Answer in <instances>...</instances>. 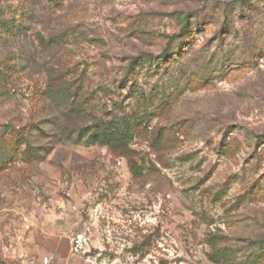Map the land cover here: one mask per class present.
Returning a JSON list of instances; mask_svg holds the SVG:
<instances>
[{"label": "rangeland", "instance_id": "obj_1", "mask_svg": "<svg viewBox=\"0 0 264 264\" xmlns=\"http://www.w3.org/2000/svg\"><path fill=\"white\" fill-rule=\"evenodd\" d=\"M0 264H264V0H0Z\"/></svg>", "mask_w": 264, "mask_h": 264}, {"label": "built area", "instance_id": "obj_2", "mask_svg": "<svg viewBox=\"0 0 264 264\" xmlns=\"http://www.w3.org/2000/svg\"><path fill=\"white\" fill-rule=\"evenodd\" d=\"M70 250L75 254L82 255L84 260L87 262L93 259L88 238L83 231H77L72 235L70 240ZM47 260L48 257L46 256H44L42 259L43 263H46Z\"/></svg>", "mask_w": 264, "mask_h": 264}, {"label": "crops", "instance_id": "obj_3", "mask_svg": "<svg viewBox=\"0 0 264 264\" xmlns=\"http://www.w3.org/2000/svg\"><path fill=\"white\" fill-rule=\"evenodd\" d=\"M59 259V258H58Z\"/></svg>", "mask_w": 264, "mask_h": 264}]
</instances>
